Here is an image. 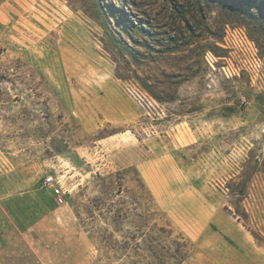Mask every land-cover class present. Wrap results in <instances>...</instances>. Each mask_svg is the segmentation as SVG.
Returning <instances> with one entry per match:
<instances>
[{
    "label": "rangeland",
    "instance_id": "rangeland-1",
    "mask_svg": "<svg viewBox=\"0 0 264 264\" xmlns=\"http://www.w3.org/2000/svg\"><path fill=\"white\" fill-rule=\"evenodd\" d=\"M225 230L264 250V0H0V264H208Z\"/></svg>",
    "mask_w": 264,
    "mask_h": 264
},
{
    "label": "built area",
    "instance_id": "built-area-1",
    "mask_svg": "<svg viewBox=\"0 0 264 264\" xmlns=\"http://www.w3.org/2000/svg\"><path fill=\"white\" fill-rule=\"evenodd\" d=\"M224 33L222 43L224 48L236 49L240 52L253 49V45L246 39L242 28L227 26ZM121 88L124 94L145 112H153L155 107H159V103L137 85L131 82H125ZM41 187L50 191L54 203L57 206L66 202L69 190L64 183L63 175L56 174L55 172L46 173L42 177Z\"/></svg>",
    "mask_w": 264,
    "mask_h": 264
},
{
    "label": "crops",
    "instance_id": "crops-1",
    "mask_svg": "<svg viewBox=\"0 0 264 264\" xmlns=\"http://www.w3.org/2000/svg\"><path fill=\"white\" fill-rule=\"evenodd\" d=\"M44 190L50 193L48 189ZM214 242L217 247L205 260L208 264H264V250L255 246L244 233L225 230L215 237Z\"/></svg>",
    "mask_w": 264,
    "mask_h": 264
},
{
    "label": "trees",
    "instance_id": "trees-1",
    "mask_svg": "<svg viewBox=\"0 0 264 264\" xmlns=\"http://www.w3.org/2000/svg\"><path fill=\"white\" fill-rule=\"evenodd\" d=\"M140 28L145 31L142 27V25H140ZM170 41H175L174 38H169ZM149 40H151L149 38ZM147 43V42H146ZM145 47H149V44H145ZM135 78L139 81L141 88L149 94V96H151L156 102H158L159 104H165L168 102L167 98L162 97L160 94H158L155 90L154 87L150 84L148 78H142L140 76H138L137 74H134ZM117 174H120L119 172ZM140 186L142 189H144L143 183L140 181ZM159 232H163V228H159L157 229ZM187 258V256H184L183 258H181V262L184 261Z\"/></svg>",
    "mask_w": 264,
    "mask_h": 264
}]
</instances>
